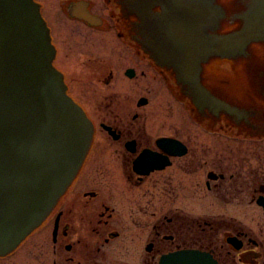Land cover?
I'll return each mask as SVG.
<instances>
[{"label":"flooded vegetation","instance_id":"flooded-vegetation-1","mask_svg":"<svg viewBox=\"0 0 264 264\" xmlns=\"http://www.w3.org/2000/svg\"><path fill=\"white\" fill-rule=\"evenodd\" d=\"M33 2L49 28L52 61L65 91L90 121L93 136L71 190L42 225L0 255V264H159L163 256L181 250L209 253L217 264H264V227L240 205L247 200L263 211L256 201L264 197V144L243 152L231 145L237 137L264 138V84L259 99L246 92V84L236 83L242 62H237L236 43L227 40L242 29L244 14L247 21L263 0ZM238 5L243 11L236 12ZM84 11L91 22L76 16ZM63 26L80 46L102 37L103 57L82 53L84 64L100 68L88 85L68 72L74 56L68 42V49L61 46L67 45L60 41ZM77 28L82 32L74 33ZM155 30L164 32L165 54L205 60L198 64L199 82L224 108L195 107L175 69L154 58ZM239 57L244 70L251 58L264 59V47L250 45ZM221 61L229 63L234 82L221 77ZM95 74L103 89L93 85ZM147 106L152 112L144 115L140 110ZM162 139L180 142L185 152L176 156L172 152L180 150L170 147L166 153L157 145ZM154 156L158 165L169 164L138 173L157 165H148L147 158ZM252 157L259 166L251 167ZM206 193H213L210 204L222 210L199 211ZM186 201L197 203L190 215L180 207ZM233 208L246 213L245 219L251 217V223L230 214Z\"/></svg>","mask_w":264,"mask_h":264},{"label":"water","instance_id":"water-1","mask_svg":"<svg viewBox=\"0 0 264 264\" xmlns=\"http://www.w3.org/2000/svg\"><path fill=\"white\" fill-rule=\"evenodd\" d=\"M76 16L92 21L85 11ZM243 21L235 37H226L236 43L237 51L242 50L239 55L251 42L264 40V0L247 21L244 14ZM154 34V58L175 69L195 107L224 108L199 82L198 64L205 60L165 54L169 45L164 32L155 30ZM50 40L33 0H0V255L43 222L78 172L92 139L91 123L66 94L63 76L53 65L55 49ZM157 145L166 153L170 147L179 149L172 152L176 156L185 152L184 145L173 139H162ZM155 156L147 161L149 166L150 162L157 165L137 172L147 174L169 164L158 165ZM256 204L264 214V197ZM159 264L217 262L209 253L181 250L163 256Z\"/></svg>","mask_w":264,"mask_h":264},{"label":"rangeland","instance_id":"rangeland-1","mask_svg":"<svg viewBox=\"0 0 264 264\" xmlns=\"http://www.w3.org/2000/svg\"><path fill=\"white\" fill-rule=\"evenodd\" d=\"M240 6L241 5L237 6V8L235 9L236 12L237 11H243V7L240 8ZM260 6H261V4L259 5L258 8H260ZM256 14H257V11H256ZM63 27H64L63 28L64 32H63V36L60 37V39H61L60 41H66V43L68 42L70 44L71 50H72V53H73V56H74L69 61V62H71L72 68L69 67L68 72L73 77H77L78 79L83 80L84 83H86L88 85V83L90 81V76L93 73L98 72L100 70V68L95 67L96 65H94V64L91 65L90 63H86V64L83 63L84 59H86V56H87V52H85V50H89V51H92V52L94 51L93 54H92L93 56H96V57H100L101 56V57H103V52H102L103 49L100 46L102 41H101V43L98 41L102 37L98 36V38H96V40H93V42H94L93 44H91V42H90V46L91 47L90 46L86 47L84 44L80 46V44L76 40H74L75 37L70 36L69 27H65V26H63ZM73 32L74 33H79V32H82V31H80L77 28ZM94 32H96V31H94ZM96 33H101V32H96ZM101 34H103V33H101ZM68 43L66 45V48L64 47L63 42H61V46H63L64 49H68L67 48L68 47ZM259 47L262 48L264 46L259 45ZM259 47H255V48L253 47V48L254 49H260ZM86 48H88V49H86ZM246 49L248 50V48H246ZM82 53L85 54L86 56H83ZM243 59L244 58H242V57H238L237 58V62L240 63V62L243 61ZM215 64H216V66L218 65L217 63H215ZM221 64L224 66V68H220V71L222 72L221 77L223 78L224 76H227L226 78H231V79L233 78L234 79V73L231 74L232 72L230 71L231 69L229 68V66H230L229 63H226V61H223V62L221 61ZM243 64H244V62H242L239 65H237L236 72H238V74L236 76V80L235 79L234 80L236 81V83L238 85L246 84L248 86L246 92L250 93V95H252V96L254 95V97L256 95L260 99V97H259L260 95L259 94H261V91H262V87H261L262 85L261 84H264V82H263L264 80L261 79L264 76V59L262 60L261 57H256V58L253 57V59L251 58L250 61H249V66L246 67L244 70L241 69V65L244 68ZM233 72H234V70H233ZM244 72H246V75H244ZM97 77H98V74H95L94 77L91 78V81L93 80V85H96L97 88L103 89L102 85L97 82L98 81ZM233 79H232V81L234 82ZM84 83L82 82V84L78 83L76 85H78L77 87L79 88V86L80 85L83 86ZM90 89H93L92 86L90 87ZM238 97H240V96H238ZM140 112L145 115V114L151 113L152 109H151L150 106H147L146 108L144 107V109H141ZM179 115H180V113H179ZM206 133L209 134V132H207V131H206ZM223 138L226 139V140H230V138H228L226 135H224ZM231 140L235 141V143H233V144L231 142V145H236V146L240 147L241 152H243L245 150L255 151L256 150V149H254L255 146L260 147V146H262L264 144V138H260V137H252V138L251 137H237V139H231ZM207 144H209L210 146L214 145V143L211 142V141H208ZM240 149H238V150H240ZM238 150H237V155L239 156L240 154H239ZM248 161L251 163V167L259 166V162L257 161V159L255 157L250 158ZM238 162H239V160L237 161V163ZM247 167H248V165H246V168H244V171L242 172V173H244V175H247V173H246V172H248ZM76 175H75V177L72 180V182H74V183L76 182V180H75ZM72 182L70 183V185L66 189L67 193L71 190V188H72L71 186L74 184ZM211 194H213V193H208V194L206 193V195H207L206 198H205L206 199L205 200L206 203H203V204H201V206H199V211L201 213H208V212L217 213L219 210H222L218 205L210 204L211 203L210 200L212 198ZM213 201H215V200H212V202ZM208 202H209L210 205L208 204ZM180 203L181 202L176 203V204L180 205ZM234 203H236V202H234ZM176 204H174V205H176ZM196 205H197V203L195 201H189V202L186 201V202L181 203L180 207L182 206V208L184 209L183 211H185V213L189 212V215H190V210H194L195 209L194 206H196ZM240 205L242 207L248 209L249 211H251V213L253 214L252 220L255 221V222L259 221L262 224V226L264 227V221H263L262 212H261V210L259 208H257L255 206V204L250 205L247 202V200H246V201L240 203ZM176 206H178V205H176ZM229 213L239 216L240 220L241 219L242 220H247L250 223L252 221L251 217H249V218L247 217L245 219L243 214H245V215H247V214L246 213H241V211L238 208L230 209ZM50 222L51 221H49V222L47 221L46 223H44L45 228H47V227L49 228V226L52 224ZM48 262L49 261H46V264H48Z\"/></svg>","mask_w":264,"mask_h":264},{"label":"bare ground","instance_id":"bare-ground-1","mask_svg":"<svg viewBox=\"0 0 264 264\" xmlns=\"http://www.w3.org/2000/svg\"><path fill=\"white\" fill-rule=\"evenodd\" d=\"M215 10L213 9V11L211 12L212 14L211 15H213V13H214V15H215V12H214ZM264 37V36H263ZM237 53H242V50H238V51H236Z\"/></svg>","mask_w":264,"mask_h":264}]
</instances>
